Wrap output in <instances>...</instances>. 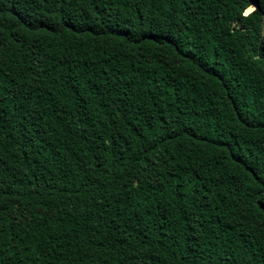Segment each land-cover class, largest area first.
I'll list each match as a JSON object with an SVG mask.
<instances>
[{"label": "trees", "instance_id": "obj_1", "mask_svg": "<svg viewBox=\"0 0 264 264\" xmlns=\"http://www.w3.org/2000/svg\"><path fill=\"white\" fill-rule=\"evenodd\" d=\"M0 264H264V0H0Z\"/></svg>", "mask_w": 264, "mask_h": 264}, {"label": "clouds", "instance_id": "obj_2", "mask_svg": "<svg viewBox=\"0 0 264 264\" xmlns=\"http://www.w3.org/2000/svg\"><path fill=\"white\" fill-rule=\"evenodd\" d=\"M257 11V7L252 4L249 5L248 8L243 12L244 18H248L251 14L255 13Z\"/></svg>", "mask_w": 264, "mask_h": 264}]
</instances>
